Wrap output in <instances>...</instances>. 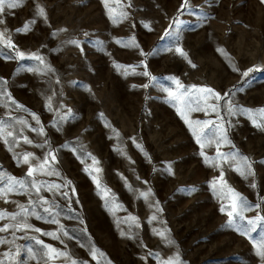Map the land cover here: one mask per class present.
Here are the masks:
<instances>
[{
    "label": "rangeland",
    "instance_id": "374dc122",
    "mask_svg": "<svg viewBox=\"0 0 264 264\" xmlns=\"http://www.w3.org/2000/svg\"><path fill=\"white\" fill-rule=\"evenodd\" d=\"M182 3L26 0L3 14L0 31L7 32L0 44V79L7 81L4 87L11 99L0 98L8 105L0 104V119L17 130L21 125L12 118L27 120L33 127H42L46 136L24 127L31 145L22 138L18 145L5 144L0 138V175L24 178L29 166H17L16 157L25 152L42 157L46 150L35 144L46 138L56 154L51 166L59 175L38 179L70 182L62 189L69 199L56 192H41L59 205L58 223L33 216L28 223L42 232L16 231L15 239L12 228L0 232V238L9 241L0 244V260L5 264H43L39 255L30 259L26 251L27 247L37 253L42 250L30 239L33 236L87 264H160V258L177 253L183 264H264L258 255L264 230L258 229L251 237L234 231L226 213L219 210L228 201L218 195L221 188L224 192L231 188L252 203L264 198V131L244 114L229 116L225 102L230 98L244 109H264V0H188L183 9ZM39 8L45 16L36 15ZM30 20H35L30 30L17 31ZM72 40L79 41L82 50ZM177 46L187 58L175 51ZM169 47L173 51L165 50ZM17 49L25 53V59L16 56ZM32 54L40 55L44 65L29 58ZM33 66L52 71L27 70ZM250 68L256 70L242 76ZM144 71L156 80L139 74ZM169 76L185 86H207L220 93L222 99L210 97L208 103L217 105L224 120L210 110L206 114L177 105L162 90V86L172 88L178 95L182 91L166 79ZM177 107L190 121L223 123L227 140L219 145V152L238 149L249 157L255 175L245 179L235 165L218 158L215 142L201 149L192 134L197 126L193 123L189 128ZM202 107L207 109V105ZM68 110L72 116L54 126L58 114ZM30 113L39 117V125ZM252 115L260 119L255 111ZM5 128L13 130L8 125ZM82 153L99 161L101 171L93 173L99 188L86 170L92 161ZM221 170L224 181L219 180ZM253 182L255 189L250 187ZM105 188L110 193L107 202ZM146 192L148 198L141 195ZM28 203V196L10 193L0 197V211L15 213L18 205ZM154 214L157 219L153 221ZM245 215L254 217L257 211ZM11 223L8 218L0 220V228ZM160 231L175 243L169 245L157 234ZM43 232H57L61 238ZM17 247L19 256L5 255ZM90 248L97 252L95 259ZM48 264L67 261L59 258Z\"/></svg>",
    "mask_w": 264,
    "mask_h": 264
},
{
    "label": "snow or ice",
    "instance_id": "6c2138e0",
    "mask_svg": "<svg viewBox=\"0 0 264 264\" xmlns=\"http://www.w3.org/2000/svg\"><path fill=\"white\" fill-rule=\"evenodd\" d=\"M26 0H0V25H4L5 20L3 18V14L6 12V10L16 9L18 7H21ZM188 5V0H183V3L181 5V8H185ZM36 15L38 16H45V12L43 8H39L37 10ZM207 17H205L206 19ZM35 20H30L28 23H26L23 28L17 29V31H28L30 30V25L34 24ZM7 32V29H4L3 31H0V44H3L4 36ZM87 35V34H85ZM165 35H172L171 32H166ZM134 39V38H133ZM176 39H179V28L177 29ZM119 43V41H117ZM73 45H79L82 50V45H80V42L77 40L70 41ZM97 43H100L99 41ZM8 47L14 48V45L8 44ZM136 47H139L136 45ZM166 51H173L172 48H166ZM175 51L178 52L181 56L187 58V53L177 46L175 48ZM141 55H145L143 51L141 50ZM16 56H18L21 60L25 59V53L20 50H16ZM29 58L38 61L39 65H44L43 58L38 54H32ZM189 63H192L189 60ZM195 67V65H192ZM117 68H120V65H116ZM146 68L147 65H144ZM28 71H42L44 74H47V72H51V68L42 69L39 66H33L27 68ZM234 71H239L238 69H233ZM256 70L255 68H250L246 71H243L241 74L244 77H248L249 73ZM143 76H148L152 80H156V77L151 76V74L147 71H144L142 73H139ZM166 79L172 81L177 89H182V91L177 94L175 90L172 88H164L162 86V90L166 92L170 97H172L173 100L176 101L177 105H183L185 109L188 111H205L206 114H208V110H210L212 113L216 114V117L218 120L223 121L224 117L221 116L220 112L217 111V105L216 104H209V98L212 97L216 100L222 99L221 94L218 92H215L214 89L207 87V86H197V85H191V86H185L183 85L176 77L169 76L166 77ZM7 84L6 80L0 79V98L7 97L8 99H11L10 94L6 92L5 85ZM144 87H147V85H144ZM203 94V95H202ZM228 94H225L227 97ZM13 104H16L14 100H11ZM226 111L229 116H236L240 114L246 115L253 125L260 129L261 131H264V109H258V110H252V109H244L236 104H234L231 99H226ZM0 104H2L4 107H7V103L3 100H0ZM202 105H207V109L205 107H202ZM175 106V105H174ZM17 107L23 108L24 111H28L26 108H24L22 105H17ZM48 108L49 110H53L51 98H49L48 102ZM256 112L259 114L260 119H257L255 116H253V112ZM177 112L181 114L182 118L185 119V121L188 123L189 128H193V123L197 126V128H193L192 134L196 138V143L200 145V148L203 149L205 145L212 146V144L215 142L217 146V157L221 158L224 162H230L231 165H235V170L239 172L241 176H243L245 179H247L249 176H254V170L252 169V162L250 161L249 157L243 155L239 152L237 149L234 152H228V153H220L219 152V145L227 140V129L224 127L223 123H214L212 120H195L190 121L186 116L183 114V109L180 107H177ZM32 116V119L36 121V124L39 125L41 122L39 120V117L35 113H30ZM72 116L71 110H68L66 113L59 115L58 119L54 122V126L62 124L66 119ZM19 125H21V128L19 130L15 129L13 125H9L7 121L0 119V138L3 139V142L5 144L11 143L12 145H18L19 140L22 138L25 144H33L32 139H30L27 135L23 134V128L27 127L31 132H35L37 135L40 136H46L44 130L42 127H33L27 120L24 119H16ZM230 123V121H229ZM5 125H8L9 128H13V130L9 131L6 130ZM18 133V134H17ZM9 137H11V141H9ZM227 143L231 144V141H227ZM232 148H235V145H231ZM35 147L44 149L45 154L42 157H36L31 152H25L21 156L16 157V163L17 166H19L21 163L28 165V171L26 173V176L24 178H16L14 176L8 175H0V197L7 196L10 193H15L19 195H26L29 198V203L27 206L25 205H18L19 211L15 213H6L3 211H0V220H3L5 218H8L12 221L11 224H6L4 227L0 228V232H6L9 230V228H12L13 231V237L15 239V232L21 231L26 232L27 230H33L35 232H42L41 229L35 228L33 229L32 226L28 223V219L30 217H35L38 220H45L49 223H58L57 216L59 215L58 211L56 209L59 208V205L56 204L54 201H49L46 197L41 195L42 190H47L48 192H56L59 193L61 196L65 197L66 199H69L68 193L65 191H62L63 188L67 187L70 182H67L65 184H55V183H49L48 181L38 179L39 176H53V175H59L58 172L55 171V169L51 166L52 162L56 161V154L55 151L52 150L49 147V142L45 138L42 143L35 144ZM137 147H140L137 145ZM142 150V149H141ZM9 151H12V148H9ZM75 151V149H73ZM82 155L86 156L88 159L92 161V165L90 166V169H86L89 171V175H93V173H99L101 169L98 167L99 161H97L94 157L91 156L90 153H82ZM147 155V153H145ZM201 155H204L203 151H201ZM207 160L208 158L205 157ZM216 158H214L215 161ZM83 162V161H82ZM214 166H220L214 163ZM170 170V169H169ZM93 179L97 184V187H100V181L97 178L96 175H93ZM220 181H224V172L221 170V174L219 177ZM226 183V182H225ZM213 187L216 188V184H213ZM250 187L255 189L257 185L253 182L250 184ZM104 197L106 202L109 200L110 193L108 189H103ZM142 196L145 198H148L149 193H141ZM218 195L221 196L223 199L227 200V204H223L221 208L219 209L220 212L226 213L228 216V224L230 227H233V230L236 231L238 234L251 237V234L256 232L258 229L264 230V209H262V204H264V198H260L259 203H252L248 200L247 197H244L242 194H240L235 189L228 188L227 192H224L223 189L218 191ZM157 208V211H160L158 203L155 205ZM39 209V211H38ZM251 211H257V215L254 217H248L245 214ZM51 217V219H49ZM132 220H135V217H131ZM157 217L154 214L152 216V220H156ZM61 232L64 235H67L66 232H63L61 229ZM43 235L51 236L54 239H60V235L57 234V232H43ZM162 238L165 237V232L160 231L157 233ZM121 235H125L124 232H121ZM30 239L35 240V243L40 245L42 250L37 253L33 250L31 247H27L26 251L29 254L30 259H36L37 255H39L40 259L43 261V264H48L50 260H55L59 258H64L67 261V264H87L86 261H79L75 258H72L69 256L65 251L58 250L57 248L53 247L52 245L45 244L43 240L36 239V237H30ZM167 243L169 245H173L175 242L171 240L170 238H166ZM14 242V241H13ZM62 242V241H61ZM9 243V241L0 238V244ZM83 247V245H81ZM259 251L258 255H260L262 258H264V231L261 232V243L258 245ZM20 247H17L14 253H5V255H15L19 256L20 254ZM90 254L93 259L96 258L97 252L94 248L89 249ZM153 255H159V254H153ZM0 264H5V261L0 260ZM19 264V262H17ZM160 264H183L181 261L179 254L177 253L175 256H170L166 259L160 258Z\"/></svg>",
    "mask_w": 264,
    "mask_h": 264
}]
</instances>
